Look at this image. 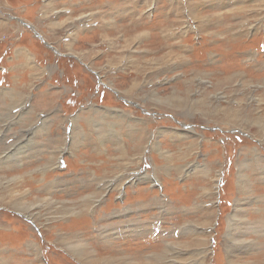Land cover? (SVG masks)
<instances>
[{
	"label": "rangeland",
	"instance_id": "1",
	"mask_svg": "<svg viewBox=\"0 0 264 264\" xmlns=\"http://www.w3.org/2000/svg\"><path fill=\"white\" fill-rule=\"evenodd\" d=\"M0 264H264V0H0Z\"/></svg>",
	"mask_w": 264,
	"mask_h": 264
},
{
	"label": "water",
	"instance_id": "2",
	"mask_svg": "<svg viewBox=\"0 0 264 264\" xmlns=\"http://www.w3.org/2000/svg\"><path fill=\"white\" fill-rule=\"evenodd\" d=\"M37 34H38L39 38H41V40H43L48 46H50L51 48H53L54 50H56V52H59L57 50V47H55L53 44H50L48 41H46L45 38L39 32ZM98 76L100 77V75H98Z\"/></svg>",
	"mask_w": 264,
	"mask_h": 264
},
{
	"label": "bare ground",
	"instance_id": "3",
	"mask_svg": "<svg viewBox=\"0 0 264 264\" xmlns=\"http://www.w3.org/2000/svg\"><path fill=\"white\" fill-rule=\"evenodd\" d=\"M74 30H75V29H74ZM134 36H135V35H134ZM23 204H24V203H23ZM29 205H30V204H29ZM29 207H30V206H29ZM76 247H77V246H76ZM70 248H71V245H70ZM73 248H74V247H73ZM73 248H72V249H73ZM77 255H78V254H77ZM87 256H88V255H87Z\"/></svg>",
	"mask_w": 264,
	"mask_h": 264
}]
</instances>
